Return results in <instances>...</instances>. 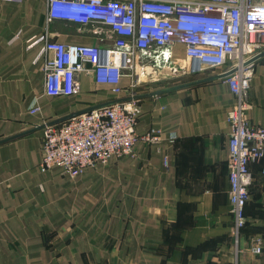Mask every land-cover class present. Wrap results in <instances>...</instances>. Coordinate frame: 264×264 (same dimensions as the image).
Here are the masks:
<instances>
[{
    "label": "crops",
    "instance_id": "crops-1",
    "mask_svg": "<svg viewBox=\"0 0 264 264\" xmlns=\"http://www.w3.org/2000/svg\"><path fill=\"white\" fill-rule=\"evenodd\" d=\"M0 3L14 14L0 18V264H264V160L250 166L247 223L235 235L228 113L236 97L227 83L191 73L151 77L136 88V130L160 133L159 141L139 140L135 156L77 177L60 167L43 172V122L123 95L92 73L80 75V93L46 95L44 43L34 41L49 30L63 43L101 42L68 21L47 29V0ZM175 55L184 57V45ZM129 84L124 77L121 85ZM249 103L251 122L264 125V55ZM35 106L41 110L32 113ZM257 238L261 254L251 250Z\"/></svg>",
    "mask_w": 264,
    "mask_h": 264
},
{
    "label": "built area",
    "instance_id": "built-area-1",
    "mask_svg": "<svg viewBox=\"0 0 264 264\" xmlns=\"http://www.w3.org/2000/svg\"><path fill=\"white\" fill-rule=\"evenodd\" d=\"M55 20L79 25L101 44L59 42L49 30L34 41L44 43V93H80V75L92 73L123 98L43 122L41 171L60 167L77 177L112 158L135 156L139 140H160V133H137L141 96L136 88L151 77L158 80L154 74L162 79L211 70V78L227 83L236 97L228 113V162L238 241L254 181L250 166L264 160V125L248 117L256 65L264 55V0H47V29ZM179 44L184 57L175 55ZM124 77L130 79L127 87L121 85ZM40 110L35 106L31 112ZM262 250L257 238L252 252Z\"/></svg>",
    "mask_w": 264,
    "mask_h": 264
},
{
    "label": "rangeland",
    "instance_id": "rangeland-1",
    "mask_svg": "<svg viewBox=\"0 0 264 264\" xmlns=\"http://www.w3.org/2000/svg\"><path fill=\"white\" fill-rule=\"evenodd\" d=\"M2 3H0V18H6V15H14L12 12V10L10 9V8H7V6H4V5H1ZM8 11H10V13H8ZM6 27H8V26H6ZM4 29H6V28H4ZM1 30H3V27H2V24H0V31ZM192 74V73H191ZM194 74H199V75H195V77H206V76H208V77H210L211 76V74H212V72H211V70L209 71V70H205V71H203V72H201V74L200 73H194ZM155 76L154 77H156L157 79H159L160 77L157 75V74H154ZM165 75V74H164ZM193 75V74H192ZM161 76V75H160ZM163 76V75H162ZM161 79V78H160ZM169 81H170V79H169ZM170 86V85H169ZM251 250H252V248H251Z\"/></svg>",
    "mask_w": 264,
    "mask_h": 264
},
{
    "label": "trees",
    "instance_id": "trees-1",
    "mask_svg": "<svg viewBox=\"0 0 264 264\" xmlns=\"http://www.w3.org/2000/svg\"><path fill=\"white\" fill-rule=\"evenodd\" d=\"M245 213H246V211H245Z\"/></svg>",
    "mask_w": 264,
    "mask_h": 264
}]
</instances>
